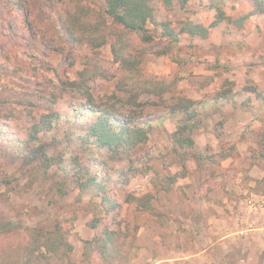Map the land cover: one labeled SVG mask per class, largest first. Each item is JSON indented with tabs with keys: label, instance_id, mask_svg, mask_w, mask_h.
Segmentation results:
<instances>
[{
	"label": "rangeland",
	"instance_id": "374dc122",
	"mask_svg": "<svg viewBox=\"0 0 264 264\" xmlns=\"http://www.w3.org/2000/svg\"><path fill=\"white\" fill-rule=\"evenodd\" d=\"M105 1L81 0L97 10L105 7ZM150 4L154 13L153 22L148 23L152 39L145 45L153 51L141 55V74L133 76L114 61L110 43L92 46L89 27H80L75 38L70 37L60 22L66 8L72 9L70 0H0V124L5 125L6 135L23 133L43 115L58 113L56 126L41 134L49 153L69 150L83 159L92 155L89 165L99 174L106 169L111 175L127 171L130 162L126 157L115 158L106 149L84 147L83 126L75 119V109L82 102L78 92L65 89V83L95 66L102 72L90 81L95 102L139 115V122H158L165 117L163 126L132 151L139 168L148 153H158L150 163L160 177L182 166L186 171L184 180L178 179L168 190L155 187L143 174L112 187L120 210L115 218L102 212L97 215L103 225L127 235L122 239L123 255L112 263L87 262L83 245L96 232L90 225L95 206L85 199L78 202L73 184H61V176L35 179L30 168L15 156L8 136L4 142L0 140V264H29L24 245L33 228L47 229L57 222L67 229L73 245L70 264H188L187 257L195 249L194 236L188 226L177 222L178 230L172 229V207L188 210L196 198L200 202L206 194L222 191L228 196L221 202L232 223L247 198H264V105L255 99L245 104L244 96H237L249 85L264 90V12L256 10L255 0H153ZM163 23L176 36L168 33ZM190 23L207 27V37L190 34L186 30ZM141 44L134 40L133 46L141 50ZM157 81L167 85L153 93L144 92V84ZM226 84L236 92L238 105H224L221 114L205 116L203 127L194 134L195 150L216 153L234 145L238 155L219 163H198L189 153L185 161H177L169 150V131L180 115L166 118L172 104L178 97L212 98ZM190 176L199 179L196 186L185 182ZM59 186L67 189L65 193ZM133 188H137L136 195L151 194L150 210H136L126 201V192ZM189 189L191 194L186 192ZM238 235L234 240L243 236L258 241L250 235ZM235 249L229 251L234 256L230 264H237L248 252ZM246 254L242 264H264V250L254 260Z\"/></svg>",
	"mask_w": 264,
	"mask_h": 264
},
{
	"label": "trees",
	"instance_id": "16d2710c",
	"mask_svg": "<svg viewBox=\"0 0 264 264\" xmlns=\"http://www.w3.org/2000/svg\"><path fill=\"white\" fill-rule=\"evenodd\" d=\"M151 1L153 0H106L105 7L97 10L83 5L81 0H70L72 9L66 8L64 15L60 16V22L72 38H75L76 30H80V27H89L88 39L94 48L110 43L114 61L127 74L140 76L141 72L138 66L141 62V55L153 51V47L145 45L152 39L148 28V23L154 20ZM255 3L256 10L264 12V0H255ZM108 18L112 20L110 23L107 22ZM163 25L168 33L173 37L176 36L167 23H163ZM186 30L190 34L202 38L207 37L209 32L207 27L192 23ZM134 40L142 43L141 50H138V47L134 48ZM101 75L102 72L95 66L86 68L80 72L78 79L75 78L65 83V89L78 92V100L82 102L75 109V119L83 126L81 139L84 147L94 146L96 149H106L115 158L126 157L130 162L127 171L111 175L106 169L104 173L99 174V171H93L89 165L92 155L83 159L77 153L69 150L49 153L47 143L41 140V134L56 126L57 122L55 121L60 117L58 113L43 115L40 120L34 122L20 134L6 135L5 125L0 124V134H2L0 140L4 142L8 136L10 137L9 143L12 142L15 156L22 161V165L30 168L35 179L61 176V179H58L62 182L61 184H73L78 202L85 199L95 206L94 219L90 225L96 232L91 239L84 241L83 255L87 262L112 263L123 255L122 239L127 237L122 233V230L103 225L97 215L102 212L106 217L111 215L112 218H115V214L120 210L121 204L114 196L112 187L118 184H127L143 174L155 187L168 190L178 179L185 177L186 171L182 166L183 163L181 165L183 169L160 177L159 171L150 163L153 156L158 153H148L146 159L142 161L141 165L143 166L139 168L132 158V151L138 145L147 142L151 132L163 126L165 117H161L158 122H139L137 121L139 115L134 116L126 113L109 103L95 102L90 81ZM192 82L197 85L202 84L198 79H192ZM166 85L167 83L164 81H157L154 85L144 84V92L153 93L156 88ZM235 96L236 92L233 91L232 86L226 84L212 98L178 97L176 99L166 118L171 115H180L179 119L175 121L174 128L169 131L171 140L169 150L176 159L178 158L177 161H185L189 153L198 163H219L238 155L234 145L224 146L216 153L197 152L194 138L195 132L203 127L206 115L221 114L224 105H238L239 101ZM237 96H244L242 102L245 104H252L255 99L264 105V90H259L256 85L244 87V91H239ZM59 189L62 193L67 190L65 187ZM136 190L137 188H133L126 192V201L133 204L136 210H150L152 206L151 194L136 195ZM68 237V231L61 222H57L47 229L37 226L33 228L32 234L29 235L28 241L24 245V257L29 264H70L69 256L73 245L69 242Z\"/></svg>",
	"mask_w": 264,
	"mask_h": 264
},
{
	"label": "crops",
	"instance_id": "0c3cea01",
	"mask_svg": "<svg viewBox=\"0 0 264 264\" xmlns=\"http://www.w3.org/2000/svg\"><path fill=\"white\" fill-rule=\"evenodd\" d=\"M184 178L182 179L184 180ZM198 180L197 177L190 176L186 178L185 182H189L191 187L193 184L196 186ZM206 183L204 186L207 185ZM185 190H187V188H185ZM189 191L191 192L190 189L186 192ZM224 193L225 192L222 191L219 193L215 191L211 193L210 196L206 194L200 202L199 199L196 198V204L192 203V205L188 207V210L183 206H174L171 208V215H173L171 220L173 225L172 229L177 231L179 228L177 223H180L184 227L188 226L187 228H190L192 236H194L195 249L192 250L187 257V259H189L187 261L188 264H230V259H233L234 256L232 253H229V251L235 249V247H238L242 251L237 249L234 251L243 252V250H248L247 254H242V257L237 261V264H242V262L245 261V254L248 256L249 260H254L255 256L259 254L261 250H264V229L260 228L259 224H254L258 226L244 233L250 235L249 237L257 238L258 241L251 242V238H244L243 236L242 238H238L239 240H234L237 238L236 235L242 234L240 229H245L248 226L250 218L243 217V219H240L239 217L242 213H238L236 215L237 218L234 219L235 222H229L231 217L226 211V207L221 202V198L225 196ZM190 197L193 198L192 195ZM223 199L226 200V198ZM167 212H170L169 208ZM238 236L241 237V235ZM244 246L245 248L243 249ZM226 254H229L228 258L225 257Z\"/></svg>",
	"mask_w": 264,
	"mask_h": 264
},
{
	"label": "built area",
	"instance_id": "2783aa9c",
	"mask_svg": "<svg viewBox=\"0 0 264 264\" xmlns=\"http://www.w3.org/2000/svg\"><path fill=\"white\" fill-rule=\"evenodd\" d=\"M241 213L240 219H243V217L250 218L248 226L245 229H240L242 234L246 233L248 230L254 229L255 226H258L254 224H259V227L264 229V198H247L241 208Z\"/></svg>",
	"mask_w": 264,
	"mask_h": 264
}]
</instances>
